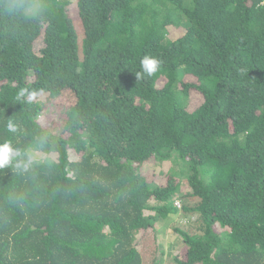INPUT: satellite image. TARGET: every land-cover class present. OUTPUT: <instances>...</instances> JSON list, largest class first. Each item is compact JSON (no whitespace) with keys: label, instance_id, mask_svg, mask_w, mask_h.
I'll list each match as a JSON object with an SVG mask.
<instances>
[{"label":"trees","instance_id":"1","mask_svg":"<svg viewBox=\"0 0 264 264\" xmlns=\"http://www.w3.org/2000/svg\"><path fill=\"white\" fill-rule=\"evenodd\" d=\"M6 142L0 264H264V0H0Z\"/></svg>","mask_w":264,"mask_h":264},{"label":"rangeland","instance_id":"2","mask_svg":"<svg viewBox=\"0 0 264 264\" xmlns=\"http://www.w3.org/2000/svg\"><path fill=\"white\" fill-rule=\"evenodd\" d=\"M182 30V28H176L173 30V32H178ZM41 46V38L37 40L36 44H35V50L37 51ZM162 82V83H161ZM164 80H158L157 84L158 86L161 88L162 84H164ZM39 100L42 103L43 106V113L42 116L40 117L39 123L40 125H47L49 123V125H53V120L57 121V117L59 114H61L63 108L65 106H67V104H63L61 99H55L54 101L49 100V98L47 99L46 95H41L39 96ZM201 101V95L199 93H197L194 90H189L186 93V96L184 97V106L187 110H191L194 107H196ZM59 121V120H58ZM57 125V123H56ZM38 150L37 149H31L28 153L30 154V156L32 158L36 157V154ZM38 158V157H37ZM150 163H148V169L152 170V169H156V163L154 161H149ZM173 216H167L165 221H168L170 219H172ZM159 228V226H157V229ZM159 232V231H158ZM162 234V236H161ZM164 237V238H162ZM172 237L171 235V231L170 230H164V232H159L157 234V243H159L160 241H163L165 238L170 239ZM178 249V247H177ZM177 249L175 250L174 253H176ZM186 247L183 246L180 250L179 253H177V255H179L180 257H184V251H185Z\"/></svg>","mask_w":264,"mask_h":264},{"label":"clouds","instance_id":"3","mask_svg":"<svg viewBox=\"0 0 264 264\" xmlns=\"http://www.w3.org/2000/svg\"><path fill=\"white\" fill-rule=\"evenodd\" d=\"M159 64H160V62L156 58L145 56L141 60L142 72L144 74H147V75L151 76V75H153L154 73H156L158 71ZM136 77H137V79L140 78V74H137ZM189 90H194V91H196L197 93H199L201 95V101H200V103L196 107H194L193 109L188 110V111H193L194 109H196L203 102V96L196 89L189 88L187 90V92ZM23 94L24 93L21 92V95H23ZM34 95H35L34 93L33 94H30L29 95V100L33 99ZM42 113H43V110H42L40 116L38 117V122L40 120V117L42 116ZM8 129H9V131H15V126L11 122H9ZM18 155H20V152L18 150H14L11 147L10 143L6 142V143H3V144H0V168H4L5 166H7L10 163L11 159L14 156H18ZM29 164H31V158H29L28 162L24 164V168L27 169L28 166H29ZM17 166L19 167V165H17ZM176 206L177 207H180L177 204H176Z\"/></svg>","mask_w":264,"mask_h":264},{"label":"crops","instance_id":"4","mask_svg":"<svg viewBox=\"0 0 264 264\" xmlns=\"http://www.w3.org/2000/svg\"><path fill=\"white\" fill-rule=\"evenodd\" d=\"M178 247V246H177Z\"/></svg>","mask_w":264,"mask_h":264}]
</instances>
